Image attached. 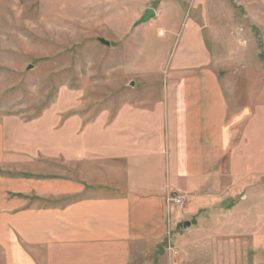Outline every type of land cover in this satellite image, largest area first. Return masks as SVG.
Listing matches in <instances>:
<instances>
[{"label":"rangeland","instance_id":"rangeland-1","mask_svg":"<svg viewBox=\"0 0 264 264\" xmlns=\"http://www.w3.org/2000/svg\"><path fill=\"white\" fill-rule=\"evenodd\" d=\"M147 9L155 19L136 26ZM202 71L224 89L233 168L199 210L169 194L170 235L136 264H264V0H0V156L17 166L0 175L24 172L12 152L30 138L54 145L52 127L111 121Z\"/></svg>","mask_w":264,"mask_h":264},{"label":"crops","instance_id":"crops-1","mask_svg":"<svg viewBox=\"0 0 264 264\" xmlns=\"http://www.w3.org/2000/svg\"><path fill=\"white\" fill-rule=\"evenodd\" d=\"M191 73L111 121L71 118L50 129L56 144L30 138L12 152L24 172L0 175L2 264H136L160 253L177 219L168 195L199 210L222 190L237 150L220 81Z\"/></svg>","mask_w":264,"mask_h":264},{"label":"water","instance_id":"water-1","mask_svg":"<svg viewBox=\"0 0 264 264\" xmlns=\"http://www.w3.org/2000/svg\"><path fill=\"white\" fill-rule=\"evenodd\" d=\"M156 17V13L153 9H147L144 13V15L142 16V18L136 23V26H140L142 24H146L150 21H152L153 19H155ZM100 43L103 44V45H106V46H110V42L108 41H105L103 39H99ZM32 69V66L29 67V70ZM191 226V223L190 222H185L183 224V227L186 228V227H190Z\"/></svg>","mask_w":264,"mask_h":264},{"label":"built area","instance_id":"built-area-1","mask_svg":"<svg viewBox=\"0 0 264 264\" xmlns=\"http://www.w3.org/2000/svg\"><path fill=\"white\" fill-rule=\"evenodd\" d=\"M178 203H181L180 201H178Z\"/></svg>","mask_w":264,"mask_h":264}]
</instances>
